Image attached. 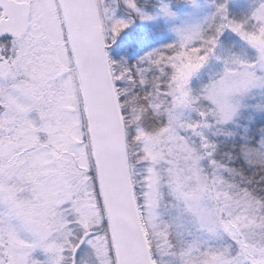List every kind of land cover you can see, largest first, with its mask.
I'll use <instances>...</instances> for the list:
<instances>
[{
    "label": "snow or ice",
    "instance_id": "snow-or-ice-1",
    "mask_svg": "<svg viewBox=\"0 0 264 264\" xmlns=\"http://www.w3.org/2000/svg\"><path fill=\"white\" fill-rule=\"evenodd\" d=\"M0 264H264V0H0Z\"/></svg>",
    "mask_w": 264,
    "mask_h": 264
}]
</instances>
